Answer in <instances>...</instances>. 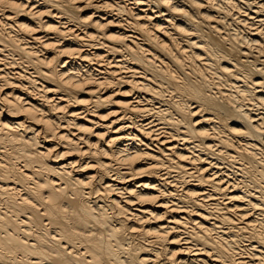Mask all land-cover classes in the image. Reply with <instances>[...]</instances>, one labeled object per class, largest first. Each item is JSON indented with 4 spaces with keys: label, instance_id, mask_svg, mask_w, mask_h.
<instances>
[{
    "label": "bare ground",
    "instance_id": "bare-ground-1",
    "mask_svg": "<svg viewBox=\"0 0 264 264\" xmlns=\"http://www.w3.org/2000/svg\"><path fill=\"white\" fill-rule=\"evenodd\" d=\"M0 264H264V0H0Z\"/></svg>",
    "mask_w": 264,
    "mask_h": 264
}]
</instances>
